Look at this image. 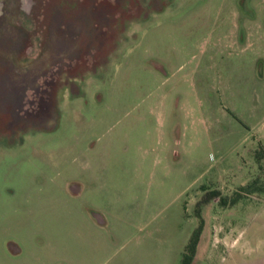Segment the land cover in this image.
Wrapping results in <instances>:
<instances>
[{
	"label": "rangeland",
	"instance_id": "374dc122",
	"mask_svg": "<svg viewBox=\"0 0 264 264\" xmlns=\"http://www.w3.org/2000/svg\"><path fill=\"white\" fill-rule=\"evenodd\" d=\"M261 147L264 0H0V264H180L212 189L248 261Z\"/></svg>",
	"mask_w": 264,
	"mask_h": 264
},
{
	"label": "trees",
	"instance_id": "16d2710c",
	"mask_svg": "<svg viewBox=\"0 0 264 264\" xmlns=\"http://www.w3.org/2000/svg\"><path fill=\"white\" fill-rule=\"evenodd\" d=\"M255 157L258 162L260 160H264V148L261 147L258 150H256ZM241 188L244 189L245 185H242ZM218 196L220 203L225 204L226 198L220 196V192L217 189L207 190L205 194L195 203V213L196 216L198 217V225L194 228L187 244L185 245V248L182 252L180 264H191L194 255L196 253L197 245L204 226V219L201 215V207L202 205L209 202L211 199Z\"/></svg>",
	"mask_w": 264,
	"mask_h": 264
},
{
	"label": "crops",
	"instance_id": "0c3cea01",
	"mask_svg": "<svg viewBox=\"0 0 264 264\" xmlns=\"http://www.w3.org/2000/svg\"><path fill=\"white\" fill-rule=\"evenodd\" d=\"M207 228H208V223L204 219L203 230H202V233H201L198 245H197L196 253L194 255V258H193L191 264H199V261H201L202 257L205 256L209 247H216L217 245H220L222 243V241H224L223 238L218 237L217 239H215L213 237V235H211V234L208 235ZM239 237L240 236L238 235V236L231 238V240L227 244L230 249H233L235 247V245L238 244ZM255 252L258 253L257 249L255 250ZM236 264H264V252L260 253L258 256L254 257V258L248 259V261H246V260L242 261L239 258V260H237Z\"/></svg>",
	"mask_w": 264,
	"mask_h": 264
}]
</instances>
